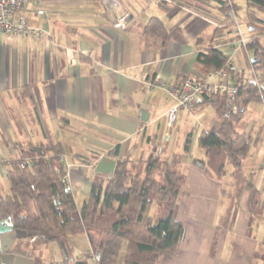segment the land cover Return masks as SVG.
<instances>
[{
  "label": "crops",
  "instance_id": "1",
  "mask_svg": "<svg viewBox=\"0 0 264 264\" xmlns=\"http://www.w3.org/2000/svg\"><path fill=\"white\" fill-rule=\"evenodd\" d=\"M218 1L224 0L29 2L13 20L23 18L42 35L8 38L0 31V158L11 159L36 145L61 143L66 153L60 162L74 199V187L88 195L96 181L88 179V171L94 172L116 146L120 157H147L143 144L155 142L175 105L166 87L177 85L185 75L203 74L196 57L216 27L225 30L214 38L213 48L221 47L222 52L235 40ZM121 16L129 21L125 29L113 26ZM152 16L169 30H181L164 48L143 46L141 27ZM154 80L161 86L148 88ZM142 105L148 107L147 123L139 118ZM201 110L186 112L195 115ZM213 116L212 110L205 125ZM189 133L188 154L178 158H192L198 135L188 131L180 139L174 126L165 125L162 140L169 143L168 153L179 141L182 152ZM260 155L221 176L205 173V164L185 167L188 179L176 215L183 226L180 249L154 264H264V151ZM6 170L0 168V198L9 193Z\"/></svg>",
  "mask_w": 264,
  "mask_h": 264
},
{
  "label": "trees",
  "instance_id": "2",
  "mask_svg": "<svg viewBox=\"0 0 264 264\" xmlns=\"http://www.w3.org/2000/svg\"><path fill=\"white\" fill-rule=\"evenodd\" d=\"M218 5L226 18L244 10L248 28L252 31L248 48L254 52L250 61L252 74L246 79L233 65L228 69L229 79L233 81L231 86L236 89L232 99L218 93L205 97L198 106L199 109L211 108L214 116L199 132L196 143L206 155L216 150L218 155L223 156L224 163L217 170L221 176L226 164H230L235 171L239 170L259 140L258 136L237 133L235 127L242 121L250 103L264 104V91L260 88L264 82V18L260 16L264 13V0H244L241 6L224 0L218 1ZM220 32L216 27L209 44L197 54L196 66L203 73L225 67L226 57L221 50L212 47L214 38ZM180 33V29L169 30L162 20L152 16L141 27L140 36L145 48L159 49L166 47ZM166 120L155 136L153 146L157 139H163ZM191 138L189 133L183 146L184 154H188ZM65 153L66 148L61 143L41 144L21 150L9 159L6 170L9 193L0 198V221L9 219L13 229L25 235V240L43 245L56 243L63 251L66 238L80 231H86L90 242L91 231L95 230L100 237L98 243L94 247L92 243L91 250L80 258L48 264H118L120 257L124 264H154L162 257L172 258L178 253L183 226L176 218L180 187L174 162L167 163L164 182L158 185L155 172L166 159L161 152L156 150L145 160L142 159L145 165L140 177L128 168L135 167L140 159L132 161L129 156L120 157L116 146L106 154L115 160L112 177L92 182L79 215L74 216L76 205L71 192L66 190V181L63 182L66 171L60 162ZM22 160L28 161L23 168L20 166ZM154 194L165 206L164 216L155 223L148 214ZM111 215L115 220L108 227L95 228L100 218ZM96 249L100 251L99 257L94 252ZM92 253L93 262L89 255Z\"/></svg>",
  "mask_w": 264,
  "mask_h": 264
},
{
  "label": "rangeland",
  "instance_id": "3",
  "mask_svg": "<svg viewBox=\"0 0 264 264\" xmlns=\"http://www.w3.org/2000/svg\"><path fill=\"white\" fill-rule=\"evenodd\" d=\"M235 1L240 4L244 3V0H235ZM222 15L225 16L224 18L225 20H229L230 23L228 24V27L229 28L232 27L233 33L235 34V40L233 44H236L237 41L239 42L241 38L247 40L248 45L246 47H242V45L238 47L239 51L238 50L236 51L235 61H234L235 70L241 72L243 78L246 79V77H249L252 74V70H253L250 61L251 59L254 58V52L252 49L248 48L250 43V36H251L250 32L252 31H249L248 28L249 23L247 22V19L245 17L244 10H239L237 14H233L229 18L228 17L226 18V15L223 13ZM260 16L264 18V13L260 14ZM128 24L129 21H127V26ZM237 27L240 28V33L237 31ZM218 29L221 32L218 33L217 35H220L225 30L223 26L222 27L218 26ZM239 35L242 36L240 37ZM211 113H212V109L209 107H205L203 110L199 111L198 114L195 115L189 114L186 111L184 112V110H179L177 113L176 121L173 124L174 130L179 131L180 139L182 137V134L188 131H191L195 136H197L199 132L206 126L205 121L208 119ZM235 130L237 133L245 132L252 137H257V136L259 137V144L253 146L247 157L244 159L243 163H244V167H246V165L249 162L254 161V159L258 160L261 156L260 154H262V152L264 151V104L262 102L250 103L246 111L244 112L242 121L236 124ZM193 144H194L193 151L191 154L192 158L206 165V170L204 171L205 173L208 172L210 174L217 175V170L219 168V165L222 162L224 163L223 156L218 155L216 150H213L209 153V155H206L197 147V144H195V142ZM143 148L148 151L149 155L152 152H156L157 150L158 152H161L166 158L162 160L160 167L155 172V179L158 185H161L164 182V171L166 170L167 163L174 162L175 164L174 168H176L175 173L177 179L179 180V187H180L178 193V201H177L178 202L177 205H179L181 199L180 196L182 195L183 187L185 186L186 181L188 179L185 167L195 168V166H192L191 164H182L181 162H179L178 155L184 153V150L181 152L180 141L176 143L175 149L173 150L172 154L168 153L169 143L163 140L158 141L154 146L153 145L150 146L147 143H145L143 144ZM137 155L136 154L127 155L132 161L140 159L135 167L132 168L131 166H128V168L131 170L132 173L137 172L140 175V177H142L144 165H145L142 159L145 160L146 157L141 158V157H137ZM261 167L263 168L262 165ZM0 168L7 169V167H0ZM229 169H233V167L230 164H226V168H224V171L225 170L228 171ZM100 177L102 176L99 174H94L93 170L90 169L88 171L89 180L99 181L101 179H105L103 177L102 178ZM240 178L242 179L241 176L237 177V179ZM4 181H5V185L9 186L6 177L4 178ZM1 189L2 188H0V196L3 195ZM73 191H74V201L76 204V211L74 213V216H78L81 205L84 199L87 197V192H85V195H83L82 192L80 191L78 192L77 189L75 190V187L73 188ZM249 196H251V192L248 193V197ZM151 199H152V205L151 208L149 209L148 214L154 220L155 223L159 218L164 216L165 206L163 202H161L159 198L156 197L155 194L151 197ZM113 220H115V217L113 215H111L108 218H100L99 221L95 224V228L102 229L108 227ZM91 237H92V242H90V239L88 238V235L84 230L76 233L73 236L67 237L65 240V250L63 251L59 248V246L56 243L43 245V244H38L37 242L34 243L33 242L34 240H25V239H20L18 243H20L24 249L31 250L27 252L33 254V258L34 260L37 261L38 264H48L52 261L64 260L68 262L70 261V258L71 259L80 258L83 254L91 250L92 243L94 247V244H97L98 241L100 240V237L97 235L95 230L91 231ZM98 251L99 250L96 249L94 252H98ZM89 255L91 258V262H93L94 254L92 253ZM99 256H100V251H99ZM118 264H124L121 260V257L120 260L118 261Z\"/></svg>",
  "mask_w": 264,
  "mask_h": 264
},
{
  "label": "built area",
  "instance_id": "4",
  "mask_svg": "<svg viewBox=\"0 0 264 264\" xmlns=\"http://www.w3.org/2000/svg\"><path fill=\"white\" fill-rule=\"evenodd\" d=\"M37 0H0V31L8 38L22 36L31 39L40 37L42 30L29 27L23 18L14 21V16L19 13L29 2ZM113 26L124 29L127 26L125 16L117 17ZM240 33V28L237 27ZM240 37L242 35H239ZM239 37V38H240ZM246 47L247 40L241 38L236 44H227L222 53L226 57L225 67L222 69H211L207 73L198 75H187L177 85L166 87L167 93L174 98L175 105L167 114L166 126L171 128L176 121L179 110H195L207 96L222 94L228 99H232L236 94V89L229 85V67L235 61V53L238 47ZM221 48V47H220ZM219 48V49H220ZM161 86L158 80L150 81L148 88ZM28 161L22 160L20 166L23 168ZM9 159L0 158V167H8ZM65 180H63L64 182Z\"/></svg>",
  "mask_w": 264,
  "mask_h": 264
},
{
  "label": "water",
  "instance_id": "5",
  "mask_svg": "<svg viewBox=\"0 0 264 264\" xmlns=\"http://www.w3.org/2000/svg\"><path fill=\"white\" fill-rule=\"evenodd\" d=\"M260 88L264 91V82L261 83ZM139 115L140 120L143 123H147L148 107L142 105L139 111ZM178 160L192 164L199 168H204L203 163L187 156L179 157ZM114 168L115 161L103 156L96 164L94 172L104 174L108 178H111L114 172ZM66 190H69V188H67ZM24 237V234H20L19 231L13 229L9 219L6 221H0V264H32L31 253H24L20 251L10 252L16 241L23 239ZM98 256L99 251L97 252V257Z\"/></svg>",
  "mask_w": 264,
  "mask_h": 264
},
{
  "label": "flooded vegetation",
  "instance_id": "6",
  "mask_svg": "<svg viewBox=\"0 0 264 264\" xmlns=\"http://www.w3.org/2000/svg\"><path fill=\"white\" fill-rule=\"evenodd\" d=\"M19 240L16 241V243L14 244V246L11 248L10 252H16V251H20V252H23V251H26L24 250L20 244H18ZM24 253H27V252H24ZM32 264H38L36 260L33 259L32 261Z\"/></svg>",
  "mask_w": 264,
  "mask_h": 264
}]
</instances>
